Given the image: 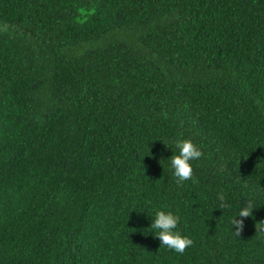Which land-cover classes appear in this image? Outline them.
I'll return each mask as SVG.
<instances>
[{"label":"trees","instance_id":"1","mask_svg":"<svg viewBox=\"0 0 264 264\" xmlns=\"http://www.w3.org/2000/svg\"><path fill=\"white\" fill-rule=\"evenodd\" d=\"M260 221L264 0H0V264H264Z\"/></svg>","mask_w":264,"mask_h":264},{"label":"clouds","instance_id":"2","mask_svg":"<svg viewBox=\"0 0 264 264\" xmlns=\"http://www.w3.org/2000/svg\"><path fill=\"white\" fill-rule=\"evenodd\" d=\"M175 147L179 152L178 154H174L170 158V161L177 184L182 185L188 180H192L193 183L198 182L193 178L191 161L201 159L204 153L190 139L178 140ZM217 198L220 201L218 205L219 209L224 210L230 207L223 193H218ZM253 208H255L253 201L248 200L246 206L230 221L233 228H235L234 235L241 237L245 227L244 221L252 216ZM237 217H239V219ZM179 221L180 218L170 211H157L150 228L157 230L155 237L159 239L161 247H166L170 250H174L178 254H183L194 242L191 238L182 235L179 231H175ZM255 227L256 232H264V221L258 222Z\"/></svg>","mask_w":264,"mask_h":264}]
</instances>
